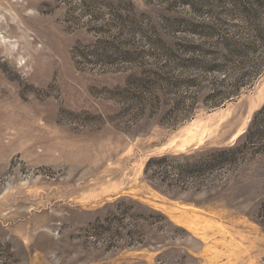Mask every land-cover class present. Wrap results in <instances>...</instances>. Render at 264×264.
I'll list each match as a JSON object with an SVG mask.
<instances>
[{
    "label": "rangeland",
    "instance_id": "374dc122",
    "mask_svg": "<svg viewBox=\"0 0 264 264\" xmlns=\"http://www.w3.org/2000/svg\"><path fill=\"white\" fill-rule=\"evenodd\" d=\"M261 61L264 0H0V264H264V113L202 164Z\"/></svg>",
    "mask_w": 264,
    "mask_h": 264
},
{
    "label": "trees",
    "instance_id": "16d2710c",
    "mask_svg": "<svg viewBox=\"0 0 264 264\" xmlns=\"http://www.w3.org/2000/svg\"><path fill=\"white\" fill-rule=\"evenodd\" d=\"M224 46L226 47V51L227 53L229 54L233 48L228 45V44H224ZM231 48H230V47ZM224 55H227L226 53ZM261 62H264V61H261ZM258 69V67H255V69H253L252 71H246V72H242L238 75V77L236 79H234L236 82L232 85V87H230V89H223L219 92V100H223V99H228L229 97H232L234 96L235 94H237L240 90V87L243 86V84L245 82H243V79H244V75L245 74H250V73H253L255 72L256 70ZM262 113H264V105L262 106V108L260 109L259 112L255 113L252 120L250 121V124L244 134V141H243V144L242 142H237L236 144H234L232 147H229L228 149H225V150H222L221 152L217 153L216 155H214L212 157V159H206L204 161V163H202L203 165H209V163H211V160H214L216 162H219V164H224L225 161H230V160H233L235 159V152L242 149V147L244 145H246V140L245 138L248 140L250 139H253L255 136H258V131H254V127L255 125L257 124L258 122V118L260 117L259 115H262ZM167 159L166 157H163V158H151L149 159V161L147 162L146 164V169L148 167H150L151 165H153L154 163H158L160 161H163ZM210 167V165H209Z\"/></svg>",
    "mask_w": 264,
    "mask_h": 264
}]
</instances>
